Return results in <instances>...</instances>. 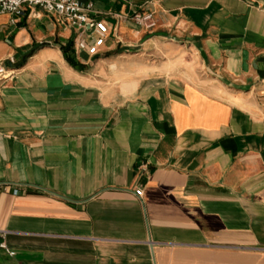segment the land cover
<instances>
[{
  "label": "crops",
  "instance_id": "crops-1",
  "mask_svg": "<svg viewBox=\"0 0 264 264\" xmlns=\"http://www.w3.org/2000/svg\"><path fill=\"white\" fill-rule=\"evenodd\" d=\"M81 1L0 13V264H264V0Z\"/></svg>",
  "mask_w": 264,
  "mask_h": 264
},
{
  "label": "built area",
  "instance_id": "built-area-1",
  "mask_svg": "<svg viewBox=\"0 0 264 264\" xmlns=\"http://www.w3.org/2000/svg\"><path fill=\"white\" fill-rule=\"evenodd\" d=\"M39 7L40 9L57 15L66 24L77 28L78 32L73 37L74 49L85 50L90 54L98 52L99 47L103 44L105 37L108 34V26L103 19H92L89 13L92 11V1L82 2L81 0H0V13H10L14 16H21L25 8ZM132 18L143 24L146 27H151L155 24L152 13L149 11L135 12ZM88 23L91 26L88 28ZM88 28V29H87ZM91 30V31H90ZM8 65L0 59V76H7L13 70L11 67L16 58L14 54H8ZM6 188L4 182H0V192ZM136 193H141V188H136ZM0 245L9 253L4 242Z\"/></svg>",
  "mask_w": 264,
  "mask_h": 264
},
{
  "label": "rangeland",
  "instance_id": "rangeland-1",
  "mask_svg": "<svg viewBox=\"0 0 264 264\" xmlns=\"http://www.w3.org/2000/svg\"><path fill=\"white\" fill-rule=\"evenodd\" d=\"M1 60L4 62V64H6V65H8V63H7V59H5V57L4 58H1ZM12 68H13V70L9 73V75H7V76H0V78H6V77H10V76H12V74H13V72H14V70H15V67H14V64L11 66Z\"/></svg>",
  "mask_w": 264,
  "mask_h": 264
},
{
  "label": "trees",
  "instance_id": "trees-1",
  "mask_svg": "<svg viewBox=\"0 0 264 264\" xmlns=\"http://www.w3.org/2000/svg\"><path fill=\"white\" fill-rule=\"evenodd\" d=\"M61 48L64 52H66L68 50V45H65V44H61ZM68 58V61L71 62V63H74V61L71 59V57H67Z\"/></svg>",
  "mask_w": 264,
  "mask_h": 264
}]
</instances>
